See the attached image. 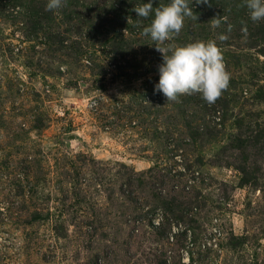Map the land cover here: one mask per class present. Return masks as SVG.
<instances>
[{
    "label": "rangeland",
    "instance_id": "obj_1",
    "mask_svg": "<svg viewBox=\"0 0 264 264\" xmlns=\"http://www.w3.org/2000/svg\"><path fill=\"white\" fill-rule=\"evenodd\" d=\"M47 2L0 0V264H264V20L192 0L162 46L214 41L229 83L167 101L144 0Z\"/></svg>",
    "mask_w": 264,
    "mask_h": 264
},
{
    "label": "clouds",
    "instance_id": "obj_2",
    "mask_svg": "<svg viewBox=\"0 0 264 264\" xmlns=\"http://www.w3.org/2000/svg\"><path fill=\"white\" fill-rule=\"evenodd\" d=\"M192 0H170V3L155 10L149 26L143 34L150 36L155 49L162 54L158 66L159 80L154 91L161 92L167 101H175L180 94L199 93L202 98L213 103L226 89L229 73L226 71L222 50L214 41L195 42L177 47H163L173 34H178L185 17L194 15L189 7ZM197 3L207 0H196ZM252 21L264 20V0H244ZM62 0H48L47 10L58 9ZM132 11L137 17L148 18L153 12V0L135 6ZM225 37L221 35L220 39Z\"/></svg>",
    "mask_w": 264,
    "mask_h": 264
},
{
    "label": "trees",
    "instance_id": "obj_3",
    "mask_svg": "<svg viewBox=\"0 0 264 264\" xmlns=\"http://www.w3.org/2000/svg\"><path fill=\"white\" fill-rule=\"evenodd\" d=\"M145 2H148V0H146V1L144 0L143 3H145ZM153 2L155 3V4L153 3V12L150 13V15H149L148 18H146L149 21V23H151V21H152V19L154 17L155 10L163 7L164 5H166V3L167 4L170 3V0H168V1L167 0H153ZM189 4H191V3H189ZM129 14H130V11H127V10L121 11V13H119L117 15V18H116L117 20H114V22L117 25H119V29L116 30L113 26L110 27L111 28L110 29V37L108 39H106V38L104 39V40H107L108 41V43L114 49V51L116 52V54L121 53V46H123V43H122V39L121 38H117V37L123 36L122 35V31H120V30L122 28H124V26L128 25L126 23H123V21L129 16ZM146 19L144 18V20H146ZM240 19L242 20L243 24L245 23V21H247V20H245L244 17H241ZM128 26L132 27V25H128ZM98 36H100V35H98ZM257 91H259V89H257ZM262 98H264V97H262Z\"/></svg>",
    "mask_w": 264,
    "mask_h": 264
},
{
    "label": "water",
    "instance_id": "obj_4",
    "mask_svg": "<svg viewBox=\"0 0 264 264\" xmlns=\"http://www.w3.org/2000/svg\"><path fill=\"white\" fill-rule=\"evenodd\" d=\"M73 138H76V133H71L69 135H66L64 137V141H68L69 139H73Z\"/></svg>",
    "mask_w": 264,
    "mask_h": 264
},
{
    "label": "built area",
    "instance_id": "obj_5",
    "mask_svg": "<svg viewBox=\"0 0 264 264\" xmlns=\"http://www.w3.org/2000/svg\"><path fill=\"white\" fill-rule=\"evenodd\" d=\"M187 256V255H186ZM187 261H188V257H187Z\"/></svg>",
    "mask_w": 264,
    "mask_h": 264
}]
</instances>
